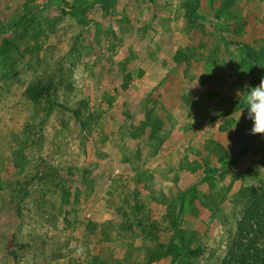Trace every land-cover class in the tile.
I'll use <instances>...</instances> for the list:
<instances>
[{
    "label": "rangeland",
    "instance_id": "rangeland-1",
    "mask_svg": "<svg viewBox=\"0 0 264 264\" xmlns=\"http://www.w3.org/2000/svg\"><path fill=\"white\" fill-rule=\"evenodd\" d=\"M262 79L264 0H0V264L234 263Z\"/></svg>",
    "mask_w": 264,
    "mask_h": 264
},
{
    "label": "trees",
    "instance_id": "trees-1",
    "mask_svg": "<svg viewBox=\"0 0 264 264\" xmlns=\"http://www.w3.org/2000/svg\"><path fill=\"white\" fill-rule=\"evenodd\" d=\"M129 62L125 61L122 65ZM42 90L44 92H40L39 95L43 96L49 92L48 88ZM170 211L173 213L172 208ZM243 239L246 241L243 242ZM235 244L237 246V250L233 252L235 264H246L250 260L253 264H264V193L251 202L244 216L239 220ZM234 263L230 262V264Z\"/></svg>",
    "mask_w": 264,
    "mask_h": 264
},
{
    "label": "clouds",
    "instance_id": "clouds-1",
    "mask_svg": "<svg viewBox=\"0 0 264 264\" xmlns=\"http://www.w3.org/2000/svg\"><path fill=\"white\" fill-rule=\"evenodd\" d=\"M195 84L192 86L194 87ZM245 107L240 113L241 116L252 122L250 134L264 136V79L257 86H253L247 91L245 97ZM82 252L83 249H78Z\"/></svg>",
    "mask_w": 264,
    "mask_h": 264
}]
</instances>
